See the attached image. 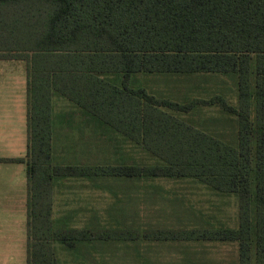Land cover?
<instances>
[{"label":"trees","instance_id":"1","mask_svg":"<svg viewBox=\"0 0 264 264\" xmlns=\"http://www.w3.org/2000/svg\"><path fill=\"white\" fill-rule=\"evenodd\" d=\"M0 53L29 65V264H58L56 241L82 254L92 243L141 239L237 242L239 264H264V0H0ZM144 74L232 76L237 104L220 94L161 96L141 82ZM55 95L113 145L115 164L55 162ZM213 104L237 116L235 141L188 118ZM122 142L140 144L155 161L129 162ZM84 176L195 179L238 197V226L58 227L57 180Z\"/></svg>","mask_w":264,"mask_h":264},{"label":"rangeland","instance_id":"2","mask_svg":"<svg viewBox=\"0 0 264 264\" xmlns=\"http://www.w3.org/2000/svg\"><path fill=\"white\" fill-rule=\"evenodd\" d=\"M140 80L150 91L164 96H210L202 94L203 78L199 77L152 75ZM208 84L236 105L234 78L216 76ZM69 107L66 102L57 104L61 110ZM187 116L200 129L225 140L236 139L237 117L219 106L200 108ZM252 117L255 119V114ZM74 142L79 143L78 133ZM122 143L129 162L155 161L140 144ZM92 145L69 150V162L116 163L115 149L110 142L94 135ZM58 160L60 163L61 158ZM54 190L53 219L58 227L106 230L121 225L145 231L206 228L214 223L238 226V197L220 193L190 178H69L58 179ZM2 224L0 252H23V248L25 252V243L20 244L18 240L23 237L25 241L26 229L5 228ZM54 247L58 264H239V245L228 241L96 242L82 254L70 252L57 241Z\"/></svg>","mask_w":264,"mask_h":264},{"label":"crops","instance_id":"3","mask_svg":"<svg viewBox=\"0 0 264 264\" xmlns=\"http://www.w3.org/2000/svg\"><path fill=\"white\" fill-rule=\"evenodd\" d=\"M169 76L161 74H144L146 76ZM171 76V75H170ZM227 75L203 74L193 78H203L202 94H210L209 97H198L204 100L215 95H223L207 85L210 79ZM181 77V76H177ZM234 78L232 76H227ZM181 78H187L182 76ZM236 82V81H235ZM29 65L22 58H10L0 53V158L19 159L25 161L0 162V224L5 228L26 229L25 241L20 238V244L25 243V252H0V264H29L28 262V196L29 178L26 162L29 149ZM144 84V83H143ZM237 86V85H236ZM237 89V87H236ZM157 93V92H155ZM159 94V93H157ZM237 94V90H236ZM235 94V95H236ZM164 96L162 94H159ZM225 96V95H224ZM176 100H183L184 96H165ZM185 97H189L186 96ZM226 97V96H225ZM193 98V97H190ZM237 99V98H236ZM66 102L67 109L57 108V104ZM54 124L53 147L55 162L59 164H79L80 161H70L72 149L91 148L94 135H96L93 123L84 116L79 108H76L67 99L58 95L53 99ZM237 104V103H236ZM72 105V106H71ZM217 105H199L197 110L204 107H216ZM72 107V108H71ZM218 107V106H217ZM196 110V111H197ZM234 115V114H233ZM237 117V116H236ZM237 130V128H236ZM205 131V130H204ZM78 133L79 143L74 142ZM97 136V135H96ZM99 137V136H98ZM97 141H100L97 139ZM88 143V144H87ZM91 146V147H90ZM82 156V155H81ZM84 163V162H82ZM89 179L92 177H67ZM56 186V185H55ZM55 197V190H54Z\"/></svg>","mask_w":264,"mask_h":264}]
</instances>
